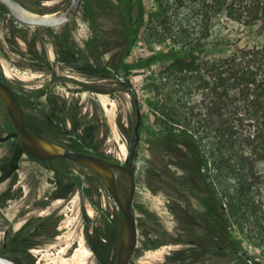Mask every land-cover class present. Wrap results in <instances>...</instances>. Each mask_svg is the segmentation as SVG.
I'll list each match as a JSON object with an SVG mask.
<instances>
[{
    "label": "rangeland",
    "instance_id": "374dc122",
    "mask_svg": "<svg viewBox=\"0 0 264 264\" xmlns=\"http://www.w3.org/2000/svg\"><path fill=\"white\" fill-rule=\"evenodd\" d=\"M21 1L36 12L50 13L63 8L69 0ZM110 1L116 3L117 0ZM143 1L144 22L129 54L124 57H121L126 50L122 20L105 0H83L76 18L57 28L13 24L7 14L0 12V78L33 103L38 102L37 91L44 85L49 96L43 101L45 109L51 111L55 104L61 109L58 113L63 118V126L59 130L56 126L42 125L36 107L23 103L25 123L32 133L51 137L57 145L124 165L135 137L136 109L134 97L112 71L127 78L141 115L140 142L133 163L136 179L133 211L138 236L130 264H230L234 259L228 253L199 251L184 241L192 227L202 225L198 229L201 233L210 232L211 228L202 224L203 214L208 213L206 204L210 201L204 189H209L210 180L202 177L201 184L191 190L190 196L182 192L171 200L163 192L169 178L152 175V163L160 164L154 156L166 165L173 159L162 149L165 143L172 142L167 133L169 127L176 133L194 132L198 126L197 119H191L193 114L184 109L180 111V122H171L160 111L171 103L172 95L175 96L173 101L181 97L180 91L185 84L177 79L178 74L168 69L169 62L138 68L142 61L165 53L172 46L168 25L150 16L155 10L153 0ZM86 7L93 19L91 24L86 18ZM133 12L136 13V8ZM126 25L129 27V23ZM240 36L238 28L218 22L209 42L219 37L235 41ZM246 41L242 38L243 43ZM176 49L179 50V46ZM226 50L224 53L228 52ZM103 67L107 68L105 75ZM194 87H191L188 105L192 106L193 113H201L202 93ZM92 113L101 126H93ZM11 131L12 126L0 103V135ZM177 144L180 151H186L185 144ZM199 151L204 152L202 143ZM11 180L16 184L14 189L22 191V196L31 191L33 198L40 199L43 205L47 202L45 191L55 187L60 191H72L65 202L61 196L51 199V204L47 202L49 211L65 219L63 235L52 245L35 247L31 253L37 255L33 257L34 262L24 264H113L121 238V217L113 199L94 174L67 160L41 164L25 152L17 139H10L0 143V196ZM117 181L125 194L127 181L120 172ZM25 205L12 203V212ZM5 206L0 200V252ZM80 208L86 218L84 223L80 219ZM219 233L218 230L219 246L229 251L237 250L247 259L264 264V255L239 229L225 236Z\"/></svg>",
    "mask_w": 264,
    "mask_h": 264
},
{
    "label": "trees",
    "instance_id": "16d2710c",
    "mask_svg": "<svg viewBox=\"0 0 264 264\" xmlns=\"http://www.w3.org/2000/svg\"><path fill=\"white\" fill-rule=\"evenodd\" d=\"M105 2L122 20L126 50L121 57L127 56L144 22V1ZM153 2L155 10L150 16L168 25L172 46L142 61L138 68L167 61L168 69L185 83L181 97L173 101L172 95L171 103L160 111L171 122H180L182 109L193 114L191 119H197L194 132L175 133L169 127L167 133L169 140L186 145V158L193 161L201 180H210L209 189H204L210 201L202 224L206 227L208 223L210 228L206 218L215 217L220 235L239 229L264 255V0ZM85 10L91 24L90 9ZM218 22L238 28L240 38L232 41L230 37H219L210 43ZM242 38L247 41L243 43ZM192 86L202 93L201 113H193L188 105ZM201 143L204 152L200 153ZM4 197L3 193L0 200ZM233 251L237 250L228 254L241 261L244 256H236Z\"/></svg>",
    "mask_w": 264,
    "mask_h": 264
},
{
    "label": "flooded vegetation",
    "instance_id": "af4514ba",
    "mask_svg": "<svg viewBox=\"0 0 264 264\" xmlns=\"http://www.w3.org/2000/svg\"><path fill=\"white\" fill-rule=\"evenodd\" d=\"M18 2L25 5L21 0H17ZM29 8L27 5H25ZM32 10L31 8H29ZM34 11V10H32ZM0 12L8 15V12L5 8L0 7ZM36 12V11H35ZM9 17V15H8ZM10 18V17H9ZM107 71L106 67H103L102 73L105 75ZM114 77L121 82H123L127 88V91L131 93L134 97V105L137 104L135 100V95L133 94V90L130 87L128 79L122 77L121 74L116 71H112ZM105 80V79H104ZM45 82L44 80H42ZM12 88V87H11ZM23 108V103L28 102L36 107V110L41 118V123L44 126H56L59 130H61L63 126V118L58 111V105H54L51 107V111H48V108L45 109L43 101L46 100L49 96L46 93L47 89L44 85H41L37 91V103H33L30 99L23 93H18L15 89H12ZM138 106V104H137ZM61 107V106H60ZM24 111V108H23ZM25 115V113H24ZM91 123L94 127L101 126L96 121L95 114L92 113ZM101 122V121H100ZM40 138L53 142L51 137L45 136L43 134H35ZM54 143V142H53ZM177 141L167 142L163 145L164 150H166L170 155L173 156V159L169 162V165L164 164L158 156H154L155 160L160 162V164L156 165V163H152L153 176H167L169 178L168 183L164 186L163 192L168 195L171 200H174L175 197L180 195L182 192L191 195V190L196 189L201 184V178L196 173V167L193 161L188 160L186 158L185 152L180 151L177 148ZM68 147L69 146H63ZM73 149V148H72ZM154 155V153H153ZM38 161V160H37ZM41 164H49L38 161ZM160 165V166H159ZM173 165V168L170 166ZM172 169L177 170V172L172 171ZM16 188V184L13 180L8 183L7 188L4 191V204L5 211L2 223H3V237H2V251L0 255L10 259L14 264H24L25 262H34L33 257H37V255L31 254L34 252L35 247L52 245L58 240V238L64 233V223L65 219L62 216L58 215L55 211L48 210V203H52L51 199L54 197H63V202L67 201V198L71 194L72 191L65 190L60 191L58 187L51 189L50 191H45V199L48 202H45L43 205L42 201L36 198H33L31 195V191H28L25 195H21L22 191ZM82 193V191H80ZM23 202L25 207H19L15 212H12V203ZM63 210L61 209V212ZM44 212H47L45 215H42ZM173 212L176 213L175 208H173ZM80 219L84 223L86 218L84 216L83 209L79 210ZM65 216V214H64ZM179 218V213L176 215ZM191 221L193 217H190ZM211 222L210 232L199 231V228H193L189 235H186V239L184 240L190 246L196 248L199 251L211 252V253H220L225 252L229 253L230 251L224 248V246L218 245V236H217V227H216V218L211 217L207 218V222ZM206 222V223H207ZM193 224V223H192ZM208 225V223H207ZM206 225V227H207ZM205 225H203L204 227ZM234 255L240 256L241 253L237 251H233ZM213 258V257H212ZM249 259L243 257L241 261L233 260L230 264H248ZM213 263V262H211ZM215 263V261H214Z\"/></svg>",
    "mask_w": 264,
    "mask_h": 264
},
{
    "label": "water",
    "instance_id": "95a60500",
    "mask_svg": "<svg viewBox=\"0 0 264 264\" xmlns=\"http://www.w3.org/2000/svg\"><path fill=\"white\" fill-rule=\"evenodd\" d=\"M83 0H69L61 9L50 13H39L30 10L17 0H0V7L8 12L9 17L16 23L27 27L57 28L73 21L78 15ZM0 103L2 104L12 131L4 136L0 135V143L10 139H17L27 154L36 160L49 163L56 160H67L94 174L102 183L109 196L117 206L121 217L122 231L120 242L113 264H130L137 245V224L133 211V200L136 191V179L133 163L136 150L140 142L139 128L141 117L135 103L136 123L134 125V141L130 149L126 165L116 163L105 158L63 147L40 138L26 126L25 115L16 93L0 79ZM124 175L127 190L124 194L117 181V173ZM0 264H14L10 259L0 255ZM248 264H260L249 260Z\"/></svg>",
    "mask_w": 264,
    "mask_h": 264
}]
</instances>
